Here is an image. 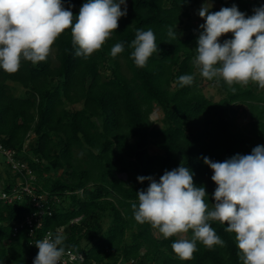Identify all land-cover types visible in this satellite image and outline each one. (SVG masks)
I'll use <instances>...</instances> for the list:
<instances>
[{
    "label": "trees",
    "instance_id": "obj_1",
    "mask_svg": "<svg viewBox=\"0 0 264 264\" xmlns=\"http://www.w3.org/2000/svg\"><path fill=\"white\" fill-rule=\"evenodd\" d=\"M196 1L129 0L118 29L87 59L76 54L69 28L52 45L54 56L50 52L35 64L21 57L15 73L0 68V143L15 149L17 158L33 169L37 191L59 198L38 235L64 227L63 246L84 251L83 264H242L235 234L225 230L226 223L209 222L223 247L208 248L197 240L193 257L181 260L172 249L176 235L155 236L149 223L135 220L132 208L139 205L137 192L149 186L137 177L159 182L165 171L183 164L193 173L194 185L205 188L211 209L217 185L204 157L223 162L264 145V90L233 84V93L222 78L202 77L194 64L202 31L182 25ZM214 1L222 8L235 5L246 18L259 4L264 6V0ZM85 2L62 0L74 17ZM175 25L178 38L170 39L168 29ZM149 28L158 52L139 68L131 58V44L137 30ZM117 43L124 50L113 57ZM191 74L193 84L181 87L179 77ZM205 82L217 84L223 96L214 100L206 95ZM15 84L23 88L21 93L15 92ZM79 103L81 108L70 107ZM240 104L250 114L248 127L236 120ZM156 105L164 112L160 127L150 118ZM31 134L35 138L26 150ZM151 145L160 152L151 153ZM8 167L6 179L0 172V192L11 191L20 177ZM35 209L27 195L13 203L0 200V264L35 260L39 250L28 232H13L14 224ZM105 217L110 221L106 229Z\"/></svg>",
    "mask_w": 264,
    "mask_h": 264
},
{
    "label": "clouds",
    "instance_id": "obj_2",
    "mask_svg": "<svg viewBox=\"0 0 264 264\" xmlns=\"http://www.w3.org/2000/svg\"><path fill=\"white\" fill-rule=\"evenodd\" d=\"M211 7L205 3L199 10L205 20L194 60L200 75L208 80L222 78L233 93V84L254 82L264 89V6L247 18L235 5L217 12H210ZM126 16V0H87L75 17L62 0H0V68L15 73L21 57L33 64L46 60L55 40L69 28L78 46L76 54L87 59L102 48ZM174 29H168L170 39L178 38L176 25ZM228 33L234 38L221 44L219 38ZM131 47L135 65L145 67L158 52L153 30H137ZM123 50V43H117L111 55ZM194 79L195 74L182 75L178 83L191 86ZM204 163L213 171L211 179L217 185L211 209L205 202V188L196 187L193 173L181 164L165 171L159 182L152 176L137 177L149 186L137 192L138 207L132 204L135 220L149 223L166 239L193 230V239L181 238L172 244L181 260L193 257L197 240L208 248L223 247L224 241L209 222L226 223L225 230L235 234L242 264H264V145L223 162L204 157ZM65 239L59 233L53 239L49 232L38 240L33 264H58L66 254Z\"/></svg>",
    "mask_w": 264,
    "mask_h": 264
},
{
    "label": "built area",
    "instance_id": "obj_3",
    "mask_svg": "<svg viewBox=\"0 0 264 264\" xmlns=\"http://www.w3.org/2000/svg\"><path fill=\"white\" fill-rule=\"evenodd\" d=\"M0 153L6 157V162L10 165L11 169L20 173V177L17 179L16 185L11 191L0 192V200L4 202L13 203L16 200H20L24 195L31 198L36 209L27 214L22 220L16 222L13 226L14 235L19 233L21 229H25L28 232L31 242L36 244L38 240H43L49 232L52 233V238L59 233H63L64 227H59L58 230H47L43 235H38V231L44 225V218L46 215L53 213V207L58 203V196H50L47 192L37 191L34 184L37 177L33 169L25 161H20L17 158V151L12 148L5 147L0 143ZM66 254L61 258L58 264H83L86 260V253L82 250H76L73 247L65 246ZM34 261V260H33ZM30 261L28 264H33Z\"/></svg>",
    "mask_w": 264,
    "mask_h": 264
},
{
    "label": "rangeland",
    "instance_id": "obj_4",
    "mask_svg": "<svg viewBox=\"0 0 264 264\" xmlns=\"http://www.w3.org/2000/svg\"><path fill=\"white\" fill-rule=\"evenodd\" d=\"M127 6L129 5V0H126ZM205 3H211L212 7L210 9V12H212L213 8H222V5L218 2V1H214V0H197L196 3L194 4V6L190 9V16L186 17L184 20V24L182 25V28H186L187 31L189 30H194L195 32H201L202 29L200 28V25L205 23L204 19H201L199 16V10L201 9V7L205 4ZM263 6V3L259 4L255 9L260 8ZM254 14V13H253ZM233 34L232 33H228L222 37L219 38V42L221 44H223V42L225 40H231L233 39ZM52 55L54 56L55 51L54 48L51 47V51ZM13 84V83H11ZM15 92L17 94L21 93L23 91V88L20 85L15 84ZM253 85H257L254 82H249L247 85L245 86H253ZM203 90L205 92L206 95H208L209 97H212L214 100H219L222 96L223 93L220 90V88L217 86V84L215 83H209V82H205L203 85ZM264 90V89H263ZM238 108V114L236 116V120L238 122L239 125H241L242 127H248L249 126V121H250V114L248 112V110H246V106L244 104H240V105H236ZM70 107L72 108H81L82 104H76V105H71ZM163 116H164V112L163 110L159 107V106H155V109L153 111V113L151 114L150 118L151 121L153 122V124L157 127L163 126ZM35 138L34 134L29 135L28 139L25 142V149L29 150V144L31 141H33ZM150 152L151 153H157L160 152L159 148H157L156 146L151 145L150 146ZM8 164L6 162V157L4 154L0 153V172H2L3 174V179H6L5 177L9 176V172H5V170H8ZM212 175L214 174L213 171L211 170ZM120 177H127V173H120L119 174ZM105 223H104V228L106 229V227L109 225L110 221L108 220V218L105 217ZM153 233L155 236H160V232L157 229H153ZM177 240L184 238V239H188L191 240L192 239V234L190 232V230L186 233V234H178L176 235ZM84 244L86 243V241L84 240L83 242ZM119 264V263H118ZM129 264V263H128Z\"/></svg>",
    "mask_w": 264,
    "mask_h": 264
}]
</instances>
